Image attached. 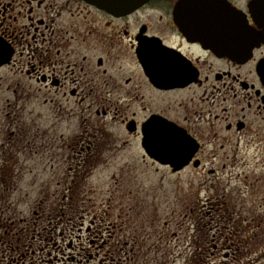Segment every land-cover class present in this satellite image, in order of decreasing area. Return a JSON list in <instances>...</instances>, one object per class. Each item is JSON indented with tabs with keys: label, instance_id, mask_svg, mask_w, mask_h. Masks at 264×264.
Segmentation results:
<instances>
[{
	"label": "flooded vegetation",
	"instance_id": "obj_1",
	"mask_svg": "<svg viewBox=\"0 0 264 264\" xmlns=\"http://www.w3.org/2000/svg\"><path fill=\"white\" fill-rule=\"evenodd\" d=\"M0 85L15 102L45 98L56 119L77 116L84 135H100L90 130L101 123L86 127L91 113L109 115L142 151L154 122L171 123L188 161L173 171L144 151L151 161L243 183L252 172L264 184V0H145L121 11L0 0ZM10 219L0 210V264H63L70 250L79 264L117 263L78 236L74 245L69 222Z\"/></svg>",
	"mask_w": 264,
	"mask_h": 264
},
{
	"label": "rangeland",
	"instance_id": "obj_2",
	"mask_svg": "<svg viewBox=\"0 0 264 264\" xmlns=\"http://www.w3.org/2000/svg\"><path fill=\"white\" fill-rule=\"evenodd\" d=\"M5 96L12 94L0 85L7 222H51L53 229L69 222L74 245L95 246L91 254L101 246L99 254L114 252L116 264H264V184L252 172L249 183L216 178L208 167L172 173L109 115L91 113L86 127L101 123L90 128L100 135H84L77 116L54 118L45 98ZM68 252L63 264H79L77 250Z\"/></svg>",
	"mask_w": 264,
	"mask_h": 264
},
{
	"label": "water",
	"instance_id": "obj_3",
	"mask_svg": "<svg viewBox=\"0 0 264 264\" xmlns=\"http://www.w3.org/2000/svg\"><path fill=\"white\" fill-rule=\"evenodd\" d=\"M95 4L112 10L134 9L145 0H89ZM159 132L145 134L144 147L146 153L159 163L168 164L173 171L181 168L188 161L186 149H177V129L171 123L154 122Z\"/></svg>",
	"mask_w": 264,
	"mask_h": 264
}]
</instances>
